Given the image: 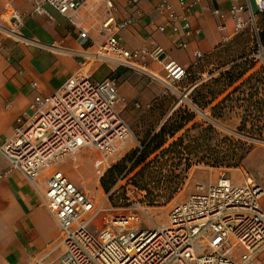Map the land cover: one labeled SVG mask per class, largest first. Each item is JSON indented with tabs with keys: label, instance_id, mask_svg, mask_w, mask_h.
Instances as JSON below:
<instances>
[{
	"label": "built area",
	"instance_id": "obj_1",
	"mask_svg": "<svg viewBox=\"0 0 264 264\" xmlns=\"http://www.w3.org/2000/svg\"><path fill=\"white\" fill-rule=\"evenodd\" d=\"M99 1L107 17L101 30L104 40L96 43L72 17L83 0H33L32 15L52 18L45 8L48 5L80 29L84 44L91 41L92 45L83 54L80 69L55 94L38 93L28 111L17 119L11 136L0 144L1 154L13 170L26 177L59 227L63 254L58 264H264V191L252 178L243 185H234L223 176L208 188L197 187L196 194L171 210L166 224H157L138 203L104 215L98 224L101 213L107 210L56 169L84 148L99 153L95 167L108 166V161L133 136L122 116L124 100L119 80L113 76L95 80L89 67L98 64L113 72L125 69L168 88L190 75L189 69L169 60L160 47L126 48L119 33L133 21L116 20V0ZM177 1L183 14L177 12L172 0H159L157 10L166 23L157 30L166 33L169 26L172 35L179 38L177 47L187 50L188 41L196 35L189 15L192 6L201 0L189 4ZM227 1L232 28L217 11L221 19L219 46L228 45L248 26L258 38L256 17L264 13V0ZM26 17L19 10H10V36H18ZM204 59L205 55L195 50L191 68L200 67ZM154 66L161 68L165 78L156 75ZM30 86L39 91L37 83ZM183 96L188 100V93ZM136 107L148 110L151 105L137 103ZM139 211L148 215L152 226L142 228L137 218Z\"/></svg>",
	"mask_w": 264,
	"mask_h": 264
},
{
	"label": "rangeland",
	"instance_id": "obj_2",
	"mask_svg": "<svg viewBox=\"0 0 264 264\" xmlns=\"http://www.w3.org/2000/svg\"><path fill=\"white\" fill-rule=\"evenodd\" d=\"M256 24L261 28L260 16L256 17ZM263 67L264 50L260 49L252 27L248 26L228 45L217 44L212 53L205 55L200 67L189 68L190 75L171 88L146 75L125 70V75L120 77V94L125 104L121 111L133 136L108 161V166L94 167L92 149L85 148L59 168L73 180L82 181V188L93 195L97 204L103 205L107 211L101 213L100 218L138 203L159 225L166 224L171 210L197 192V186L204 184L201 178L206 175H213L217 181L225 174L226 178L240 183L245 181L243 176L247 172L262 180ZM154 69L156 75L165 78L160 67ZM246 70L248 73L242 80L228 87L230 79ZM250 76L249 83L238 88ZM186 93L188 100L183 96ZM137 103L150 104L151 108L138 109ZM164 125L169 126V133L181 125L184 127L174 138H169L168 143L184 138L182 155H166L161 170L154 167L153 175L136 177L141 168L132 171L136 156L133 158L130 154L140 151L143 143ZM116 165L120 166L116 181L106 193L100 180ZM174 192L177 193L168 204L151 206L153 201H164ZM137 218L142 228L152 226L146 213L139 211ZM55 253L60 254L61 250L58 248ZM56 257L53 255L51 260Z\"/></svg>",
	"mask_w": 264,
	"mask_h": 264
},
{
	"label": "crops",
	"instance_id": "obj_3",
	"mask_svg": "<svg viewBox=\"0 0 264 264\" xmlns=\"http://www.w3.org/2000/svg\"><path fill=\"white\" fill-rule=\"evenodd\" d=\"M83 1V5L72 13V17L92 41L100 43L104 40L101 30L107 17L106 9L99 0ZM192 1L186 0L188 4ZM158 4L159 0H116V20L133 21L130 27L119 33L126 48L151 49L157 46L169 60L189 69L195 50L208 55L219 44L218 25L221 19L216 15L217 11L225 17L228 27L232 28L227 0H201L192 6L189 15L192 30L196 35L188 41V49L181 50L176 45L179 38L172 35L169 26L166 33L158 32L157 27L166 23L157 10ZM172 5L179 14H183L177 0H172ZM12 8L27 15L17 37L9 35V14ZM45 8L52 18L32 15L33 0H0V144L11 136L17 119L28 111L38 93L46 96L55 94L65 81L80 69L83 54L88 52L92 45L91 41L84 44L80 39V29L67 17L48 5H45ZM89 73L95 80H103L111 75L117 78L120 84V77L125 75V69L113 72L107 67L95 64L89 67ZM33 82L38 84V92L31 88ZM92 152L95 167V160L99 155L96 156L94 149ZM59 166L56 169L61 170ZM223 176L225 174L216 181L213 175H206L201 178L204 184L197 187L208 188ZM68 177L97 204L93 195L82 188V181L79 183L69 175ZM244 177L245 181L240 183L229 179L234 185H243L248 178H252L264 191V174L262 180L247 172ZM43 178L44 175L41 179ZM261 207L264 211V197ZM102 218L98 219V224H101ZM58 248L61 250L60 254L55 253ZM62 254L59 227L41 204L26 177L13 170L0 152V264H58ZM53 255L57 257L51 260Z\"/></svg>",
	"mask_w": 264,
	"mask_h": 264
},
{
	"label": "trees",
	"instance_id": "obj_4",
	"mask_svg": "<svg viewBox=\"0 0 264 264\" xmlns=\"http://www.w3.org/2000/svg\"><path fill=\"white\" fill-rule=\"evenodd\" d=\"M258 16L261 17V28H258V38L257 44L264 50V13L259 14ZM263 76H264V67L261 69ZM248 71H244L238 77L234 79H230L228 87H232L236 82L242 80ZM253 76V75H252ZM252 76L248 77L245 81L238 88H242L243 85H247L251 80ZM264 82V77L262 78ZM237 90V88L235 89ZM184 127L181 125L175 128L171 133H169V126L164 125L161 127L160 131L156 134H153L149 137V139L143 143V147L140 151H134L130 155H134L133 158L136 156L134 163L132 165V171L138 168L141 170L137 173L136 177L144 176L145 174L153 175L154 167L162 169L164 165L162 159L166 155H182L184 147V138H178L172 144H169V138L172 139L174 136L180 132ZM262 136V133L259 137ZM168 145V147H166ZM152 156H155L152 160H149ZM120 166L116 165L109 169L106 174H104L100 180V185L106 193L110 192V188L115 183L116 178L115 175L119 171ZM177 192L171 193L164 201L158 200L153 201L151 206H162L168 204L174 197Z\"/></svg>",
	"mask_w": 264,
	"mask_h": 264
}]
</instances>
